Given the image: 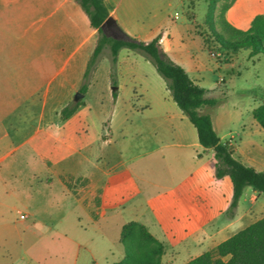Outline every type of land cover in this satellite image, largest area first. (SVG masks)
I'll use <instances>...</instances> for the list:
<instances>
[{
  "label": "rangeland",
  "instance_id": "1",
  "mask_svg": "<svg viewBox=\"0 0 264 264\" xmlns=\"http://www.w3.org/2000/svg\"><path fill=\"white\" fill-rule=\"evenodd\" d=\"M205 13V0H145L140 10L145 23L158 24L162 50L192 78L197 77L196 82L212 89L216 103L207 110L222 141L231 138L234 156L264 170V128L251 113L264 99V55L240 48L227 58L204 21ZM210 49L218 55L212 56ZM111 57L109 45H105L77 106L81 110L77 126L85 128L86 114L92 131L102 130L98 154L81 159L74 153L49 165L28 160L27 149H19L0 165V180L17 185L18 190L17 196L1 198L4 220L16 224L13 240L17 251L26 247L35 255L48 252L55 256L65 251L70 256L74 252L71 238L82 242V254L91 251L101 258L110 248L113 255L122 248L121 221L141 212L138 219L166 242L163 264H182L204 250H213L220 240L263 215L264 192L255 194L252 204L250 185L240 197V211L228 213L229 176L215 175L214 150L199 143L196 128L183 111L180 117L167 106L169 114H162L160 102L172 103L176 110L180 107L145 53L121 47L115 62ZM225 60L232 67L220 63ZM114 87L116 96L112 95ZM103 138L108 141L101 142ZM63 168L105 175L109 190L121 195L126 209L112 219L92 222L73 195L63 193L56 179V172ZM30 169L42 174L28 177L25 173ZM78 195L83 196L84 204L93 206L101 198L90 186ZM128 208H136V214H129ZM27 211L37 216L25 217ZM92 214L97 217L96 209Z\"/></svg>",
  "mask_w": 264,
  "mask_h": 264
},
{
  "label": "crops",
  "instance_id": "2",
  "mask_svg": "<svg viewBox=\"0 0 264 264\" xmlns=\"http://www.w3.org/2000/svg\"><path fill=\"white\" fill-rule=\"evenodd\" d=\"M104 1L109 14L116 19L122 32L142 39H150L158 32V24L150 26L140 14L145 0ZM259 12L264 13V0H234L226 10L225 16L233 25L246 29L252 17ZM157 15L160 17V13ZM96 41L97 31L90 25L88 15L76 0H0V165L19 149H27L28 160L49 165L74 153L81 159L88 158L89 154H98L102 130L92 131L87 123L86 114L85 128L77 126L76 118L81 115L79 107L65 119L60 116V110L64 105L76 101L71 98L82 82ZM220 63L226 68L232 67L230 61ZM95 73L96 70L92 81L95 80ZM196 78L193 76L194 80ZM167 106L173 110L172 112L183 117L182 110H176L177 108L175 109L169 102L159 103L158 107L161 108L162 114H169ZM207 107H203L202 110L208 111ZM211 119L218 133L212 115ZM107 141V138L101 140L103 143ZM229 141L233 143L234 152L235 143L231 138ZM25 174L28 177H36L42 173L37 174L34 169H30ZM68 174L86 176L88 183L69 187L62 179V176ZM56 179L60 182L63 193L72 194L76 203L94 223L101 219H112L126 209L121 205L119 197L121 195L109 190L110 180L105 175L63 168L56 172ZM0 181V264H111L123 256L122 248L113 255L109 254L112 250L107 248L101 258L91 251L82 254V242L71 238L69 241H72L74 252L70 256H67L65 251L55 256L48 252L35 255L28 252L26 247L22 252H18L16 242L13 240L16 224L4 220L1 200L6 196H17V185ZM86 186H90L92 190L96 189L101 195L102 199L99 196L94 206L84 204L83 196L78 195ZM258 193L260 192L255 189L250 190V203L254 204L256 200L254 195ZM230 199H226V203L229 204ZM239 202L240 198L235 208L237 211H240ZM222 205L217 206L219 208ZM94 209L97 217L92 214ZM16 210L18 211V208ZM136 210L128 208L129 214L132 212L136 214ZM29 215L37 216L33 211L24 213L25 217ZM139 215L131 219L141 221L138 219ZM141 215L143 216V213ZM25 219L20 218L22 221ZM127 220L130 219L121 221V225ZM141 222L147 225L146 222ZM147 227L150 229L149 225ZM150 231L158 237L156 231H154L156 234L151 229ZM25 237L26 235L23 239L26 242ZM158 238L166 244L164 239ZM66 239L68 238L63 240L64 246L67 243ZM165 253L164 250L161 264L165 261ZM170 256L169 260L173 257L172 254Z\"/></svg>",
  "mask_w": 264,
  "mask_h": 264
},
{
  "label": "trees",
  "instance_id": "3",
  "mask_svg": "<svg viewBox=\"0 0 264 264\" xmlns=\"http://www.w3.org/2000/svg\"><path fill=\"white\" fill-rule=\"evenodd\" d=\"M88 15L90 25L97 31L96 45L89 57L83 79L78 87L86 92L91 70L95 69L98 57L105 45H109L112 61L115 62L121 47L138 49L153 62L156 70L166 79L172 98L195 126L197 138L204 147H211L216 157L215 175H228L232 184V196L227 207L234 214L239 198L246 185L258 192H264V170L247 164L234 156L229 139L221 140L216 132L211 115L203 107L212 106L216 99L211 96L212 89L197 83L186 69L174 61L160 46L158 33L150 39L123 32V37L105 33L102 23L109 15L104 0H76ZM234 0H206L204 21L214 33L218 47L223 54L232 57L239 48H248L249 53L264 55V13H256L246 29L239 28L227 20L226 10ZM205 43L210 46L208 40ZM212 45V44H211ZM113 85L115 81L113 80ZM112 95H117L116 87ZM81 98L70 101L60 110L61 118L69 117L77 108ZM252 117L264 128V99L251 110ZM62 179L69 187L85 185L86 176L68 174ZM75 192V188H73ZM119 240L123 256L111 264H161L165 243L156 237L146 224L130 219L120 228ZM182 264H264V214L220 240L213 250H204L187 259Z\"/></svg>",
  "mask_w": 264,
  "mask_h": 264
},
{
  "label": "water",
  "instance_id": "4",
  "mask_svg": "<svg viewBox=\"0 0 264 264\" xmlns=\"http://www.w3.org/2000/svg\"><path fill=\"white\" fill-rule=\"evenodd\" d=\"M102 27L106 34L114 37H123L124 33L120 30L116 23V19L112 15H108L102 23ZM83 96V92L77 90L74 94V100H78Z\"/></svg>",
  "mask_w": 264,
  "mask_h": 264
},
{
  "label": "built area",
  "instance_id": "5",
  "mask_svg": "<svg viewBox=\"0 0 264 264\" xmlns=\"http://www.w3.org/2000/svg\"><path fill=\"white\" fill-rule=\"evenodd\" d=\"M177 15H178V14H177V12H176V13H175V16H177ZM209 52H210V54H211L212 56H217V55H218V52L215 51V50L210 49Z\"/></svg>",
  "mask_w": 264,
  "mask_h": 264
}]
</instances>
